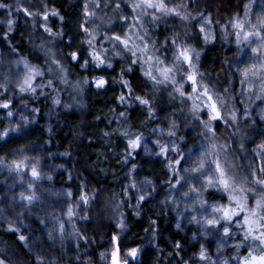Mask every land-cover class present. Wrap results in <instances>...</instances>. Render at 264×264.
<instances>
[{"label": "snow or ice", "instance_id": "snow-or-ice-1", "mask_svg": "<svg viewBox=\"0 0 264 264\" xmlns=\"http://www.w3.org/2000/svg\"><path fill=\"white\" fill-rule=\"evenodd\" d=\"M193 3L194 0H179L171 5L169 0H84L82 22L78 27L84 34L81 44L87 45L86 55L82 57L78 50H70L69 62L85 71L91 67L101 72L114 71L119 64L120 73L115 83L120 85L121 95L116 100L129 108L138 106L146 117L141 121L144 127L158 119L159 110L175 109L166 111L164 119L152 127L155 139L150 143L154 147H149V140L143 133L132 134L125 130L120 135L126 141L127 156L135 159L133 154L139 155L142 149L145 155L156 157L162 164V182L168 186V196L163 203L174 204L176 209L183 204V209L176 212L177 229L183 230L184 219L194 226L190 229L191 240L196 241L192 255L182 256L184 243L173 242L175 251L171 254L181 257L179 264H264V138L253 141L255 146L251 148L250 156L246 155L249 136L246 132L242 135L240 127L241 123L248 128L251 127L249 121L256 122L252 115L254 111L259 121L264 122V0H246L242 13L237 10L222 24L203 11L194 15L189 10ZM11 8L12 5L0 0V10L8 12L7 29L0 42L9 41L10 33L15 30ZM15 8L49 36L63 35L53 33L48 26L49 20L55 17L63 22V16L56 10L49 11L46 4L42 13L23 7L21 0H16ZM108 9L110 13L106 11ZM97 20L99 24L95 23ZM169 20L174 25L171 35H166L163 42L151 39L150 27L154 30L159 23L167 24ZM177 20L181 22L179 26L175 25ZM214 23L220 26L219 38L228 43L234 40L236 49V59L231 63L225 61L227 86L222 91L217 87L220 75L217 74L213 82L209 79L210 73L201 71V51L193 47V43L204 46L214 43L217 38ZM179 27L184 28L183 35ZM15 52L16 49L10 46L7 70L0 71V115L9 122L8 127L0 131V141L5 144L13 133L20 134L22 127L34 122V117L21 116L13 126L14 109H26L27 97L46 96V88L55 91L54 79H59L61 84L69 83L67 69L55 58L48 63L47 53L48 78L45 83L46 74L41 66L24 57L12 60L11 54ZM136 66H139L141 79L134 86L125 77L134 72ZM81 84H89L86 77L77 81L74 87ZM90 84L100 90L108 81L101 75ZM165 97L167 103H163ZM52 103L59 105L61 101L53 96ZM32 111L38 110L33 108ZM120 116L127 119L125 112H120ZM181 120L182 123H178ZM182 127L197 129V135L202 138L200 142L186 146L185 136L180 134ZM229 132L227 139H222ZM14 155L23 158L5 163L0 157V171L6 169L12 178L13 183L8 188L19 184V196H13L10 206L15 210L19 205L21 211L15 220L4 216V223L18 245L28 247L31 238L21 232L20 226L33 215V209L46 203L40 194V189L45 188L42 181H51L53 177L42 173L39 159L33 161L23 149ZM135 172L133 164L130 175ZM144 183L153 185L152 180L146 179ZM129 189L139 192L136 208L147 203L157 191L156 185L149 191L137 188L132 182L124 189L126 196ZM52 194L66 199L55 202L58 214L48 212L44 207L40 208L44 215L37 214L39 224L47 229V239L53 244L58 240L61 248L66 234L78 240L85 239L74 221L77 216L85 221L89 219L78 209H88L93 195L86 186H81L78 195L71 191ZM120 216L116 224L119 231H114L111 236L110 252L102 253L101 258H110V264H142L138 259L140 248L121 247L126 224L122 213ZM49 223L51 228H47ZM68 226H71L70 232ZM229 248L232 251L225 258L222 254ZM0 264H6V261L0 259ZM36 264H45V257L38 254Z\"/></svg>", "mask_w": 264, "mask_h": 264}, {"label": "trees", "instance_id": "trees-1", "mask_svg": "<svg viewBox=\"0 0 264 264\" xmlns=\"http://www.w3.org/2000/svg\"><path fill=\"white\" fill-rule=\"evenodd\" d=\"M3 2L12 5L11 18L15 21V30L10 33L9 41L0 42V71L7 70L6 57L10 54L11 46L16 49V52L11 54L15 59L24 57L41 66V70L46 74L45 83L48 78L45 53L49 57L48 63L51 58H55L68 72V84H61L59 79H54L55 91L46 88V96L27 97L26 109L23 111L14 109L13 126L15 120H19L21 116L34 117V122L22 127L20 134L13 133L7 144L0 141V157L4 158L5 163L12 160L9 158L8 151L24 150L25 147L36 144L45 156L46 162L54 167L53 185L40 189V194L46 199V203L33 209L32 216L36 218L37 214L44 215L40 212L41 207L46 208L48 212L58 214L59 208L55 206V202L66 197H59L52 193L71 191L78 195L81 186H86L89 194L93 195L92 204L88 209H78V211L81 214L86 213L89 219L85 221L77 216L74 221L77 230L85 239L78 240L65 235L62 251L64 253L73 249L76 258L74 260L70 257V263H106V260L101 258V254L110 250L111 236L114 231H119L116 229V224L121 219L120 213H122L126 224V229L122 233V248L125 245L140 248L141 253L138 259L142 261V264H179V257L171 254L175 251L173 242L179 240L180 236L174 229L171 214L154 207L152 198H148V202L140 208L133 209L124 197L123 187L128 178L130 160L131 158L137 160L140 154H133L135 159L127 156L126 141L120 135L127 130L132 134L143 133L148 140H151L153 139L152 127L157 126L159 121L164 119L166 111L173 112L175 109L168 107L166 111L159 110L158 119L154 120L151 126L144 127L141 121L146 117L138 106L129 108L127 104L121 105L116 100V97L121 95V87L115 83L120 73L119 64L115 66L114 71L106 70L105 72L91 67L85 71L79 65L73 67L68 58L70 50H78L82 57L86 55L87 45L81 44L84 34L78 27L82 22L84 0H21L22 6L30 11L39 10L42 13L43 5L46 4L49 11L56 10L60 16H63V22L59 17L52 18L48 22L53 33H63L62 36L55 37L49 36L42 28L34 26L33 20L25 17L23 12H17L16 0H3ZM177 2L179 0H169L170 5ZM245 2L246 0H194L189 10L194 15L197 11H203L213 21L218 20L222 24L237 10L242 13ZM106 11L110 13V9ZM7 19V10H0V41H2L4 30L7 29ZM95 23L99 24L100 21L97 20ZM180 23L178 20L175 21L176 26ZM173 27L172 20H169L167 24L159 23L154 30L150 27V38L163 42L166 35H171ZM213 28L217 36L214 43L210 46L193 43V47L201 51L203 65L201 71L210 73L209 79L213 82L216 81L217 74L220 75L221 79L217 87L222 91L223 87L227 86L225 77L228 67L225 61L231 63L236 59L235 42L232 40L228 43L219 38L218 24L214 23ZM179 31L183 35L184 28L179 27ZM222 67L223 71H221ZM101 75L108 81L103 91L96 90L95 86L90 84L94 78ZM85 77L89 84L74 87L77 81H82ZM125 78L129 79L134 86L138 84L141 79L139 66H136L135 71ZM235 86L238 89L239 83L236 82ZM124 94L127 97L126 91ZM136 94H139V89H136ZM53 96L59 98L61 101L59 105L52 103ZM163 103H167L166 97ZM33 108L38 111L34 113ZM120 112H125L127 119L121 117ZM252 115L256 122L249 121L251 127L246 128L243 123L240 125L241 134L246 132L249 136L246 141L248 145L246 155L249 156L254 146L253 141L259 142L264 138V124L254 113ZM178 123H182V120ZM8 124L7 118L0 115V131L8 127ZM180 134L185 136L186 146L198 144L202 139L197 135V129L194 127H182ZM228 135L230 132L222 139H227ZM12 183L11 180L9 185ZM167 187L165 184L161 192H165ZM19 191V184L12 187V198L14 195L18 198ZM3 199L0 193V207ZM49 204L52 206L49 207ZM153 221H155L154 224ZM35 222L40 225L37 218ZM51 225L49 223L47 228ZM6 228L7 224L0 218V259H4L6 264H36L38 254L43 255L45 259L49 258L45 260V264H53V262L56 264L55 261L62 251L56 250L57 248L51 249L46 239L39 244L38 249L34 248L30 240L28 247H22L18 245L13 234L6 231ZM71 230V226H68V231ZM21 232L26 234L25 230ZM56 243L60 246L58 240ZM29 248L32 251H29ZM124 250L127 251V248ZM231 251V249L227 250V256Z\"/></svg>", "mask_w": 264, "mask_h": 264}, {"label": "rangeland", "instance_id": "rangeland-1", "mask_svg": "<svg viewBox=\"0 0 264 264\" xmlns=\"http://www.w3.org/2000/svg\"><path fill=\"white\" fill-rule=\"evenodd\" d=\"M211 44H208L207 46H210ZM9 58H10V54H8L6 57V61H7L6 68L9 65ZM11 59L15 60V58L12 55H11ZM238 88H239V86H238ZM95 89L98 90L96 87H95ZM105 89H106V87L104 89H100V90L103 91ZM9 95H11V93ZM253 113L259 119V117L256 115V112L254 111ZM261 123L264 124V122H261ZM153 139H155V136H153ZM149 147H154L150 143V140H149ZM14 152H18V151H8L10 159H22L23 158L22 156L14 155ZM24 152L31 159H33V161H35V159H39V168H40L41 172L48 174V175H51L53 177V179L51 181L44 179L42 181V184L45 187L53 185V182H54L53 168L54 167L50 166V164L46 162V158L41 153V149L39 148V146L36 144L35 145H29V146L24 148ZM139 154H140V156L137 160H132V158L130 160L128 178H127V181L123 187L124 197L127 199L129 204L131 205V207L133 209H136V197H137V195H139V192L129 189V193L126 196L124 193V189L128 188L132 182L136 183L137 188H147L149 191H151V188L153 187V185H156L157 191L154 192L149 198L153 199V206L154 207L162 209L165 213H170L171 216L173 217L174 229L177 230L180 234L179 241L184 243V251L182 252L181 255L184 256L185 258H187V256L192 255V253L194 251V246H196V241L191 240L192 231H190V229H192L194 226L188 224L187 220L184 219V220H182L183 230L177 229V227H176V220H177L176 212H177V210L183 209V204L180 205L179 209H176V206L174 204L165 205L163 203L165 201L166 197L168 196V191L166 190L165 192H161V189L166 184V183L162 182V177H163L162 164L157 161L156 157H149V156L145 155V153L142 149L139 150ZM133 164H135V166H136V172L132 173L130 175ZM146 179L152 180L153 185H146L144 183V181ZM11 180H12V178L9 176L7 170L6 171L5 170L0 171V193H2V195L4 197L3 204L0 207V210H3L2 212H0V218L3 221H4V216H7V218L9 220H15L21 211L19 205L16 206L15 210H13V208L10 206V202L12 200V194H11L12 188H8V185H9V182ZM8 213H11V215H8ZM185 215H187V214H185ZM35 220H36V218L31 216V217L25 219L23 226H20L21 230H25V233H26L25 235H27L31 238L30 241H31V243H33L34 248L38 249L39 244L44 239H46L48 242L47 244H49V246L51 245V249L57 248L56 250L59 249L60 251H62L64 248H61V246H59L57 243L53 244V242L49 241L47 239V229H43L44 226L36 224ZM51 227H52V225L49 226V228H51ZM34 248H33V250H35ZM229 249H225V252L222 254L225 258H227V250H229ZM108 252H110V250H108ZM212 252H213V254H215L214 246L212 247ZM70 257H73V259L76 260L75 253L73 252V249H71V250L69 249L68 252H64V253L62 251V253L59 254V258L56 259L55 263L56 264H72L69 262ZM178 257H179V259H181L180 256H178ZM47 259H49V258H46L45 260L47 261ZM105 260H106L105 261L106 263H104V264H110V258L105 259Z\"/></svg>", "mask_w": 264, "mask_h": 264}]
</instances>
